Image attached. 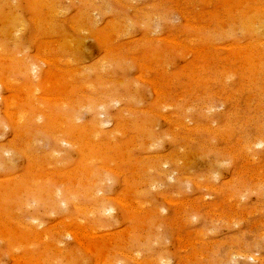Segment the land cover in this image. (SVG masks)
Masks as SVG:
<instances>
[{
	"label": "rangeland",
	"instance_id": "rangeland-1",
	"mask_svg": "<svg viewBox=\"0 0 264 264\" xmlns=\"http://www.w3.org/2000/svg\"><path fill=\"white\" fill-rule=\"evenodd\" d=\"M0 48V264H264V0H0Z\"/></svg>",
	"mask_w": 264,
	"mask_h": 264
},
{
	"label": "bare ground",
	"instance_id": "bare-ground-1",
	"mask_svg": "<svg viewBox=\"0 0 264 264\" xmlns=\"http://www.w3.org/2000/svg\"><path fill=\"white\" fill-rule=\"evenodd\" d=\"M34 1H35V0H34ZM39 1H40V0H39ZM41 1H42V0H41ZM239 1H240V0H239ZM241 1H242V0H241ZM246 1H247V0H246ZM249 1H250V0H249ZM254 1L256 2V1H258V0H254ZM43 2L46 3L47 1H43ZM35 3H37V1H36ZM35 3H34V4H35ZM38 3H39V2H38ZM38 3H37V4H38ZM48 3H49V2H47V5H48ZM54 3H55V2L52 1L53 8H54ZM52 4H50V6H52ZM239 4H240V3H239ZM243 5H244V4H243ZM40 6H41V5H40ZM50 6H48V7H50ZM239 8H240V7H239ZM259 9H261V8L259 7ZM256 10H257V9H256ZM57 11H59V9H58ZM228 11H229V10H228ZM253 11H254V10H253ZM260 12H262V11H260ZM260 12H259V14H260ZM257 13H258V12H257ZM49 14H50V13H49ZM58 14H60V13H57V15H58ZM247 15H248V14H247ZM251 18H252V17H251ZM261 19H262V18H261ZM18 21H19V19L14 20L13 23H18ZM245 21H246V20H245ZM247 21H248V20H247ZM20 22H21V21H20ZM35 22H37V21L35 20ZM38 22H39V21H38ZM38 22H37V23H38ZM242 22H243V21H242ZM259 22H260V21H259ZM259 22H256V20L254 21V18H253V19L250 20V23H249V22H247V23L249 24L248 26L251 25L252 30H254V29L256 30V28H255L256 25H257L256 23H259ZM262 22H263V19H262V21L260 22V25H259V26L262 25V24H261ZM242 24H243V23H242ZM252 24H254L255 27H253ZM115 27H116V25H115ZM243 27H244V26H243ZM251 27H249V28H251ZM253 28H254V29H253ZM258 29H260V28H258ZM256 32H257V30H256ZM108 38H110V37H108ZM15 39H16V38H15ZM111 42H112V41H111ZM80 43H81V42H80ZM77 44H78V43H77ZM77 44H76V45H77ZM174 44H175V43H174ZM71 45H72V44H71ZM82 47H83V46H82ZM214 48H215V47H214ZM0 49H1V48H0ZM241 49H242V48H241ZM200 51H201V50H200ZM247 51H248V50H247ZM258 51H259V50H258ZM240 53H242V52H240ZM252 53H253V52H252ZM0 54H2V52H1ZM243 54H244V53H243ZM243 54H241V55H243ZM241 55H240V56H241ZM245 55H246V54H245ZM255 56H256V54H255ZM2 59H3V58H2ZM245 59H246V58H245ZM245 61H246V60H245ZM255 62H256V59H255ZM259 63H260V62H259ZM57 64H58V63H57ZM245 64H246V63H245ZM260 66H261V65H260ZM247 69H249V68H247ZM252 70H254V69H252ZM256 70H257V69H256ZM258 70H259V69H258ZM37 71H38V70H37ZM34 73H35V72H34ZM255 74H257V72H256ZM255 74H254V75H255ZM35 77H36V76H35ZM22 96H23V95H22ZM50 99H51V98H50ZM9 113H10V112H9ZM14 114H15V113H14ZM14 114H13V115H14ZM6 115H7V114H6ZM11 115H12V114H11ZM24 115H25V114H24ZM9 116H10V115H9ZM19 116H20V115H19ZM22 118H23V117H22ZM18 119H19V118H18ZM16 120H17V119H16ZM23 121H24V120H23ZM100 122H101V121H100ZM103 123H104V121H103ZM16 124H17V123H16ZM105 124H106V123H105ZM15 127H16V125H15ZM58 127H59V126H58ZM103 127H104V126H103ZM65 128H66V127H65ZM61 129H62V128H61ZM87 130H88V129H87ZM57 131H58V130H57ZM64 131H65V130H64ZM85 131H86V130H85ZM62 132H63V131H62ZM50 133H51V132H50ZM69 133H70V132H69ZM93 133H94V132H93ZM98 133H99V131H98ZM54 134H55V133H54ZM54 134H53V135H54ZM23 135H24V134H23ZM55 135H56V134H55ZM68 135H69V134H68ZM98 136H99V135H98ZM58 140H59V139H58ZM86 141H87V140H86ZM91 142H92V141H91ZM77 146H78V144H77ZM260 147H261V146H260ZM24 148H25V147H24ZM8 149H9V148H8ZM84 150H85V149H84ZM10 153H11V152H10ZM3 154H6V152H4ZM0 156H2V153H1V152H0ZM2 157H3V156H2ZM5 161H6V160H5ZM10 178H11V177H10ZM28 178H29V177H28ZM189 179H190V178H189ZM186 190H187V189H186ZM55 199H56V198H55ZM142 204H143V203H142ZM75 205H76V204H75ZM64 207H65V206H64ZM138 210H139V209H138ZM57 226H58V225H57ZM34 229H35V228H34ZM43 235H44V234H43ZM103 235H104V234H103ZM85 236H86V235H85ZM100 237H101V236H100ZM91 248H92V247H91ZM84 249H85V248H84ZM87 251H88V250H87ZM238 255H239V254H238ZM242 255H243V254H242ZM243 256H244V255H243ZM203 257H204V256H203ZM21 259H22V258H21ZM105 259H106V257H105ZM110 264H111V263H110Z\"/></svg>",
	"mask_w": 264,
	"mask_h": 264
}]
</instances>
